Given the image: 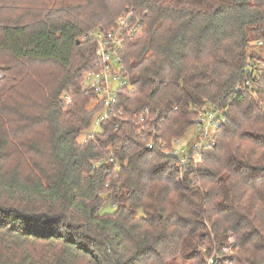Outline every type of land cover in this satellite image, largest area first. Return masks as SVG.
I'll return each mask as SVG.
<instances>
[{
	"label": "trees",
	"instance_id": "1",
	"mask_svg": "<svg viewBox=\"0 0 264 264\" xmlns=\"http://www.w3.org/2000/svg\"><path fill=\"white\" fill-rule=\"evenodd\" d=\"M130 10L143 30L120 54L129 85L81 144L103 108L82 90L98 71L83 36ZM254 44L264 52V0H0V264H209L232 245L231 264H264ZM202 107L226 123L181 167L166 152Z\"/></svg>",
	"mask_w": 264,
	"mask_h": 264
},
{
	"label": "built area",
	"instance_id": "2",
	"mask_svg": "<svg viewBox=\"0 0 264 264\" xmlns=\"http://www.w3.org/2000/svg\"><path fill=\"white\" fill-rule=\"evenodd\" d=\"M142 30V17L137 16L135 11L130 10L120 16L115 27L110 31L97 29L83 36V40H92L96 43L95 64L98 71H90L82 75V90L95 94L97 104H101L103 108L94 121V131H88L84 134L79 139L81 144H85L92 139L101 124L115 114L114 106L117 103L120 91L129 85V78L124 71L120 54L124 45L141 35ZM243 87L249 88V81L239 85L236 91ZM64 100L71 102L69 94L64 97ZM225 113L219 109L200 108L192 127L195 135L193 143L190 144L185 139L186 137L182 140H175L166 155L175 158L181 167H185L190 161L201 162L202 158L196 152L202 150L203 147L213 145L215 132L226 123ZM117 114L122 116L123 112L118 111ZM130 118L136 119V114L130 115ZM148 120L146 119L145 122H148ZM145 122L143 117H141L136 125L139 135H142L145 131L144 126H142ZM155 131L154 128L150 130L154 137L156 135ZM157 145L162 146L163 142L159 141ZM154 146L155 142L153 140L149 141L148 147L153 149ZM208 263L216 264L215 258L208 260Z\"/></svg>",
	"mask_w": 264,
	"mask_h": 264
},
{
	"label": "rangeland",
	"instance_id": "3",
	"mask_svg": "<svg viewBox=\"0 0 264 264\" xmlns=\"http://www.w3.org/2000/svg\"><path fill=\"white\" fill-rule=\"evenodd\" d=\"M253 39H254V38H253V36H252V42H253ZM252 51L255 52V53H257L258 55H261V56L264 57V52L261 51V46H255V44L252 45ZM2 69H3V68H2ZM2 69H0V79H3V78H4V73H3ZM88 95H90V94H88ZM68 103H69V102H68ZM96 106H97V101L94 100V101L89 105L88 109H89V110L95 109ZM89 131H94V125H92V127L89 129ZM194 136H195V135H194V132H193V130H192V128H191V129L189 130V132H187V136H186L185 139L191 144V143H193V141H194ZM108 211H109V212H112V211H113V208L110 207V208L108 209ZM234 241H235V240H234V236H233V235L230 236V237H229V242H230V243H233ZM233 246H234V245L230 246L229 248H225V249H223V253H224L225 256L216 253V251H213V252H212V255L209 257V260H210L212 257L216 258L215 256L217 255V258H218V260H219L220 262L223 261V263H225V264H227V263L230 264L229 260H225V259H228L229 257H234V253H233V251H232ZM204 252H206V251L204 250Z\"/></svg>",
	"mask_w": 264,
	"mask_h": 264
}]
</instances>
